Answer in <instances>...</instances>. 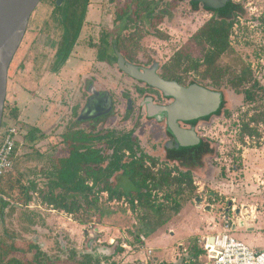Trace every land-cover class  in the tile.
<instances>
[{
	"label": "rangeland",
	"instance_id": "374dc122",
	"mask_svg": "<svg viewBox=\"0 0 264 264\" xmlns=\"http://www.w3.org/2000/svg\"><path fill=\"white\" fill-rule=\"evenodd\" d=\"M55 1L41 0L30 16L9 67L3 112L8 117L10 110L20 102L14 98L13 86L19 80L24 84L21 82L25 79L23 72L31 65L44 70L41 75L46 74L45 80L51 85L49 93L35 94L31 103L21 96L24 100L20 102L21 108L28 109L25 113L20 112L19 107L16 109L17 117L26 127L24 131L28 126H37L47 138L38 142L34 149L21 143L8 175L26 178L31 168L38 171L40 184L45 182L46 178L40 172L66 155L62 134L71 128L86 131L96 125L97 129H133L146 156L136 165L133 177L142 186L143 195L134 194L127 199L123 195L110 197L103 191L98 193L94 205H83L73 214L57 209L59 213H52L49 218L38 209L34 220L48 228L41 236L56 238L54 234L59 236L56 232L61 223H74L84 226L94 236L106 240L113 238L119 243L125 241L131 246L139 243L141 236L156 238L153 245L158 247L163 236L167 240L177 232L189 244L182 259L193 264L198 254L205 255L202 260H206V251L202 250L198 240L210 232L208 226L222 223L223 217L240 221L246 217L243 210L249 203L251 213L262 211L257 220L260 227L255 234L244 227L232 234L251 247L263 248L264 0H233L242 4L245 14L235 18L223 50L214 49L207 41L204 47L197 43L203 38L197 35L211 21L212 13L201 5L198 10H193L190 0H161L152 18L130 22L128 29H124L115 17L125 6L134 11V1L89 0L86 22L78 42L68 59L59 65L55 64V48L63 29L60 21L72 8L65 0L58 9ZM81 1L77 7L79 11ZM100 30H107L111 42L118 39L120 51L138 63L158 61L159 71L166 77H180L183 83L194 79L211 89L222 90L226 101L224 110L196 125L198 135L216 148L215 154L207 157V169L185 176V170L179 164L166 159L164 133L149 127L143 112L138 109L141 97L136 88L139 84L121 73L115 63L99 62L93 42L102 34ZM86 76L101 82L111 93L114 109L98 121L76 123V114L86 96L83 82ZM245 89L251 90L253 100L245 98ZM127 98L133 101L131 111L126 110ZM226 108L228 113H225ZM9 121H12L10 116L5 122ZM116 179L124 189L134 188L128 177ZM5 180L6 177L1 180V186L5 185ZM20 212L23 211L6 216L3 223L0 221V239H9L6 235L13 233L27 239L36 233L22 228L26 221L22 220ZM62 234L69 246L76 244L69 232ZM167 242L162 243L163 249ZM149 256L153 257L147 251L146 258L150 262ZM165 264L170 263L165 261Z\"/></svg>",
	"mask_w": 264,
	"mask_h": 264
},
{
	"label": "trees",
	"instance_id": "16d2710c",
	"mask_svg": "<svg viewBox=\"0 0 264 264\" xmlns=\"http://www.w3.org/2000/svg\"><path fill=\"white\" fill-rule=\"evenodd\" d=\"M72 1L69 0V2ZM134 1L136 2L134 11L136 14L145 12L148 18L154 16L155 11L151 9V3H154V0L148 3L145 2L146 0ZM86 3L83 0L80 10L81 16L84 15ZM190 4L195 11L201 5L205 11L212 13L211 21L197 35V37H203L197 43L204 47L205 41H207L214 49L223 50L226 47L227 36L235 18L238 15L245 14L242 4L233 0H229L214 8L204 6L195 0H190ZM127 13V11H122L120 15L123 16ZM68 15L75 16V13L70 12ZM77 32V27L67 30L63 43L58 50V55L62 59L65 60L68 57ZM118 43L116 45L120 48ZM182 55L185 56L184 54ZM105 57L106 55L103 51L98 55L99 59H104ZM169 78L180 82V77ZM191 82L202 84L194 79ZM205 86L209 87L208 85ZM244 93L248 101L254 99L251 90L245 89ZM225 104L226 101L223 98L217 115L221 114L222 109L224 110ZM228 111L226 108L225 113H228ZM3 114V122L9 116L11 120H14L18 116V110L13 107L8 117L5 113ZM98 120L100 118H95L93 121ZM195 123V121L192 122V124ZM46 138V133L37 126H28L21 137V143L34 149L38 142ZM62 141L66 144V155L56 159V163L52 164L49 169L40 172V174L45 176V182L43 181L40 184L37 180L38 171L31 168L27 172L26 175L29 176L26 178L22 176L13 177L8 175V173L4 176L6 177L5 185L1 186L2 183L0 182V194L22 205H28L38 197L41 204L60 209L69 214L75 213L83 205H94L97 202L99 192L107 191L110 197H121L123 195L127 199H131L134 194L136 196L143 195L142 186L137 184L133 177L136 173V165L145 158L146 154L139 143L138 137L134 135L133 129L127 131L97 129L96 125L86 131L71 128L62 134ZM215 152L216 148L209 141L204 140L198 145L189 148L181 150L168 149L165 157L169 161H177L185 170L184 175L190 176L192 172L207 169V157L213 156ZM120 176L128 177L134 188L126 190V188L124 189L120 186L118 184L119 181L116 179V177ZM114 181L115 183H113ZM14 190H17L16 194H14ZM35 194H37V197L34 196ZM7 205L8 202L3 201L0 207Z\"/></svg>",
	"mask_w": 264,
	"mask_h": 264
},
{
	"label": "flooded vegetation",
	"instance_id": "af4514ba",
	"mask_svg": "<svg viewBox=\"0 0 264 264\" xmlns=\"http://www.w3.org/2000/svg\"><path fill=\"white\" fill-rule=\"evenodd\" d=\"M79 1L80 0H73L72 2H69V0H67V2L71 5L70 8L71 12L75 13V16H64L60 23L63 26L62 29V34L57 42L56 48H55V64L59 65L62 64L63 62H65L68 57L70 56L73 48L75 47L76 43L78 42V38L81 34L82 28L84 23L86 22V9L88 6V2L89 0H84L86 1V7H85V11H84V15L81 16L80 15V11L77 9V7H79ZM115 0H108V2L113 3ZM134 1V0H132ZM154 3H151V9H153L156 12V9L158 8V2H161V0H154ZM56 2V1H55ZM63 2V3H62ZM62 5H57L56 7H58V9L64 5L65 0H62ZM82 2L80 3V6H82ZM135 3V8L134 11L136 9V2ZM57 4V3H56ZM191 5V4H190ZM75 7V8H74ZM122 11H127L128 13L126 15H120V13ZM134 11L131 12V10L128 9L127 6H125V8L120 9V12H118L116 14V20L119 21L120 23L123 24V28L124 29H128V24L130 22H137V21H142L144 19H150L146 16V14H142L139 12V14H136ZM150 11V10H149ZM79 13V16L77 15ZM81 19V20H80ZM72 20V21H71ZM80 21V23H79ZM45 23V22H44ZM77 27L78 32L75 38V41L70 49L69 55L68 57L64 60L61 57H59L58 55V50L61 47L63 40L65 38L66 32L69 29H73ZM104 29V28H103ZM107 30H100V33H102L101 35L98 36V40L93 42V46H96L97 49V58L98 55L103 51L106 55V57L104 59H99V62L104 63L106 65H111V63H115L118 70L125 74L127 77H129L130 79H132L133 81L137 82L139 84V86H137L136 88V93L139 94V96L141 97L138 109L143 112V118L146 120V123L149 127L154 128V130L157 128L160 132L164 133L165 136V142H164V151H165V156H166V151L168 149H173V150H181V149H185V148H189L192 146H196V145H188V146H178L177 145V141L175 140V137L172 135V133H170L168 131L167 128V119L164 115H162L161 119H157V117H148L147 116V103H151V101H149V99L152 100L153 104H157V105H167L170 104L172 99L169 97H166L163 95V93L161 91H159L158 89L150 86L149 84L143 82V81H139L136 80L130 76H128L126 73H124L122 70H120L118 64H117V51L120 52L123 57L129 62L132 63L136 66H138L140 69H145V68H152L155 67L156 72L160 75V77L167 79V80H174L171 79L169 77L164 76L162 73H160L159 71V67L160 64L158 61L153 60L151 62H146V63H138L137 61L133 60L131 56H127L126 54L122 53L120 51V48H118L117 44V40L116 39L114 42L110 41V34L108 32H106ZM36 42V41H35ZM96 43H98L96 45ZM14 57V56H13ZM13 61V59H12ZM11 61V63H12ZM10 63V65H11ZM10 67V66H9ZM32 67V65L30 66ZM28 67L27 70L30 68ZM9 71V70H8ZM18 77H20V75H18ZM16 78V77H15ZM17 81V78H16ZM177 81V80H175ZM19 81L15 82L18 83ZM83 82H84V90L86 92V96L83 100V104L81 105L78 113L76 114V119L75 122L76 123H83V122H88V121H93L95 118H101L105 115L110 114V112L114 109V99L111 96V93L104 87H102L101 82H96L95 78H91L89 76H86L83 78ZM178 82V81H177ZM181 85L184 86H188L192 83H197V82H188V83H183L181 80L180 82H178ZM199 84V83H197ZM203 85V84H201ZM215 90V89H214ZM105 95H109L111 98V110L107 113H104L103 115H100L98 117H93L94 114H96L95 112L97 110H101V109H92V110H86L84 111L85 106L88 104V102L90 103V106H97V105H101L99 103V101L103 100ZM121 96L124 95V92L121 91L120 93ZM224 95V94H223ZM131 100V101H130ZM128 99L126 100V110L127 111H131L134 107L133 105V101L132 99ZM102 102V101H101ZM83 117V118H82ZM203 119H198L196 120L195 124H192V122H182L179 121V126L182 129H189L192 127H195V131H196V125L202 121ZM197 133V131H196ZM198 138L201 141H204L203 138H201L198 133H197ZM198 143V144H199ZM197 144V145H198ZM126 154H128L127 151H125ZM167 159V158H166ZM176 162L177 161H174ZM178 164V163H177ZM35 197H37V194L34 195ZM3 201L8 202V205L5 207H0V221L3 223L5 221L6 216L8 217L11 216L12 214L14 215L16 212H18V210H21L23 212H20V216L22 218V220L26 221V224H24L22 226V228L24 230H26L27 232H36L33 236H28L27 239L23 238L21 235L17 234V233H13V234H7L6 236H8L9 239H0V264H64L65 263V257H66V262H71V264H79L81 260H77V256L76 255H72V246H66L62 245L63 244V234L61 230H57L56 233L59 234V236L57 234L56 238H43L41 235L42 233L48 231V228H46V226H43L42 223H37L33 216L36 214H38V209H40L43 214V212H45V208L47 207L44 204H41L40 201L38 200V197L36 199H34L32 202H30L28 205H22L21 203H17L14 202L12 200L9 199V197H6L4 195L0 194V204L3 203ZM39 202V203H36ZM32 217V218H31ZM45 217V215H44ZM24 218V219H23ZM46 218V217H45ZM69 252H67V250ZM71 251V252H70ZM66 253V255H65ZM69 264V263H68ZM87 264V263H84ZM89 264V263H88Z\"/></svg>",
	"mask_w": 264,
	"mask_h": 264
},
{
	"label": "water",
	"instance_id": "95a60500",
	"mask_svg": "<svg viewBox=\"0 0 264 264\" xmlns=\"http://www.w3.org/2000/svg\"><path fill=\"white\" fill-rule=\"evenodd\" d=\"M40 1L0 0V127L3 122L6 102L9 66L26 31L30 16ZM195 1L214 8L229 0ZM61 2L62 0H56L57 5ZM116 54L120 70L128 76L158 89L164 96L172 99L171 103L167 105L153 104L152 100L149 99L151 103H147V116H156L157 119H161L164 115L167 119L168 131L175 137L178 146L197 145L200 139L195 127L182 129L178 122L206 120L207 117L217 115L223 102V92L197 83L184 86L175 80L164 79L156 72L155 67L140 69L138 66L129 63L120 52L117 51ZM101 101H99L101 105L93 107L88 102L84 111L101 109L95 112L94 118L109 112L112 107L110 96L105 95ZM240 224L243 225V221H240Z\"/></svg>",
	"mask_w": 264,
	"mask_h": 264
},
{
	"label": "crops",
	"instance_id": "0c3cea01",
	"mask_svg": "<svg viewBox=\"0 0 264 264\" xmlns=\"http://www.w3.org/2000/svg\"><path fill=\"white\" fill-rule=\"evenodd\" d=\"M41 27H39L40 30ZM41 69V68H40ZM44 70L37 69L36 66L30 67L28 70H25V79L21 82H24V84H20V80L18 83H14V98H16L18 101L22 102L21 96L26 99L28 98L33 102L35 100L34 96L35 94H43L46 95L49 93V88H51L49 85V81L46 79V74H42ZM41 75V76H40ZM21 77V76H20ZM39 77V79L37 78ZM23 79V76H22ZM34 96V98H33ZM24 101V100H23ZM20 102H17L16 107L20 112H26L28 108H21ZM32 105V104H31ZM15 107V108H16ZM39 203V202H36ZM236 205V204H235ZM234 205V206H235ZM242 205V204H241ZM251 205L247 203L246 208L243 210L246 217L243 219H240V221H243V225L240 224V221H235L234 218L230 217L234 223V231H237L238 228H246L247 231L256 233L257 228L260 227V225L257 223V220L260 217V213L262 211H253L252 209H249ZM45 213L44 215L47 216V218L51 217L52 213H59L57 209L51 208V207H44ZM239 209V208H237ZM242 211V212H243ZM248 211V212H247ZM50 215V216H49ZM251 217V218H250ZM212 223V222H211ZM220 223H216L214 225H209L208 229H210V232L206 234L205 236H202V238L199 241L200 246L202 245L203 249V242L204 238L206 236H211L216 230L221 229L219 226ZM219 226V227H217ZM59 230L62 232H69V235L75 240L76 244H73L72 248V255L77 256V260L79 257L80 263H89V264H151V261L153 264H165V261L170 264H189V260L182 259L183 255L188 251V246L186 239L179 235L177 232H175L174 236H170V238L166 239V236L162 237L159 241L160 245L158 247L154 246L153 243L156 241V238H146L144 236H141V241L134 246H131V244L123 241L121 243L117 242L113 238L111 240L102 239V237L94 236V234L91 233L90 230L85 228L81 225H74V223H61V226H58ZM86 229V230H85ZM87 232H89L87 234ZM232 232V233H233ZM87 236V241L85 242V238ZM143 237V239H142ZM161 237V236H160ZM159 237V238H160ZM174 238V239H173ZM253 239L254 236H253ZM168 241V242H167ZM167 242L166 248H162V243ZM85 243V245H84ZM191 243V242H190ZM248 243V242H245ZM66 246H69V244L64 240L63 244ZM249 245V244H248ZM250 246V245H249ZM251 247V246H250ZM255 250H260L262 248H254ZM264 248V247H263ZM66 249V248H65ZM67 250V249H66ZM157 250V251H156ZM148 253H151L152 256H149L150 262L147 260L146 255ZM67 252H69L67 250ZM71 252V251H70ZM176 254H175V253ZM205 255L198 254L195 262L193 264H207V257L206 260H202ZM191 263V262H190ZM66 257H65V263Z\"/></svg>",
	"mask_w": 264,
	"mask_h": 264
},
{
	"label": "built area",
	"instance_id": "2783aa9c",
	"mask_svg": "<svg viewBox=\"0 0 264 264\" xmlns=\"http://www.w3.org/2000/svg\"><path fill=\"white\" fill-rule=\"evenodd\" d=\"M23 128L20 117L1 124L0 182L14 167L17 144H21V137L25 132ZM219 226L221 229L204 238L203 249L206 251L207 264H264V248L255 250L237 239L232 234L235 223L230 217H223Z\"/></svg>",
	"mask_w": 264,
	"mask_h": 264
},
{
	"label": "bare ground",
	"instance_id": "6f19581e",
	"mask_svg": "<svg viewBox=\"0 0 264 264\" xmlns=\"http://www.w3.org/2000/svg\"><path fill=\"white\" fill-rule=\"evenodd\" d=\"M251 218V217H250Z\"/></svg>",
	"mask_w": 264,
	"mask_h": 264
}]
</instances>
